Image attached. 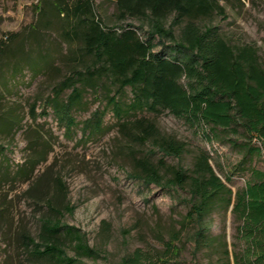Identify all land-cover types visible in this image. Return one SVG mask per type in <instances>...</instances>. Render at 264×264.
Instances as JSON below:
<instances>
[{
    "label": "trees",
    "instance_id": "16d2710c",
    "mask_svg": "<svg viewBox=\"0 0 264 264\" xmlns=\"http://www.w3.org/2000/svg\"><path fill=\"white\" fill-rule=\"evenodd\" d=\"M236 1L242 0H114L117 23L112 28L96 15L92 0H79L71 10L53 2V9L63 17L72 14L78 20L73 29L63 32L70 45V55L63 61L67 70L48 96L40 99L41 115L52 112L70 134L78 126L76 112L91 92L105 106L95 109L84 122L83 136L100 134L105 116L112 113L128 142L151 146L152 155L177 159L189 149L187 144L164 134L154 120L139 114L168 111L192 126L209 127L215 139H224L241 154L226 182L205 149L196 152L191 170L178 164L168 166L152 155L137 157L131 149L130 177L146 185L187 186L191 208L185 218L195 228L194 255L205 249L216 252L214 240L219 239L217 264H264V168L253 164L264 159V62L255 45L231 43L213 23L215 16H224L226 6ZM34 52L32 48L26 62ZM36 103L31 106L33 115ZM20 123L17 110L11 109L0 116V134L12 132ZM7 148L0 142L1 155ZM31 149V157L13 173L9 164L0 163V181L12 174L14 181L34 175L46 160V149ZM238 171H248V177L244 186L234 190L227 182ZM43 180L38 179L30 192L46 203L50 215L41 217L37 236L23 230L21 244L32 257L53 264H78V258L64 248L66 241L80 255L96 256L98 251L88 245L85 234L58 217L63 215L58 205L67 198L65 182L57 178V193L49 194L40 189ZM217 204L232 209L235 233L231 244L226 236L207 232V217ZM62 209L73 213L75 207L66 204ZM129 263L161 264L140 251Z\"/></svg>",
    "mask_w": 264,
    "mask_h": 264
},
{
    "label": "rangeland",
    "instance_id": "374dc122",
    "mask_svg": "<svg viewBox=\"0 0 264 264\" xmlns=\"http://www.w3.org/2000/svg\"><path fill=\"white\" fill-rule=\"evenodd\" d=\"M78 1L0 0V116L16 109L21 119L12 132L0 134V142L8 147L5 155L0 154V163L9 164L13 173L31 157V146L38 151L46 149V160L40 162L30 179L14 181L12 174L0 181V264H53L32 257L21 244V232L37 236L41 217L51 212L35 192H30L40 178H44L41 191L49 194L57 193V178L65 182L67 198L58 205L63 214L58 217L80 229L88 245L98 251L96 256H83L66 241L64 248L69 256L78 258V264H130L129 259L138 251L161 264H217L219 239L214 240L216 252L205 249L194 255L195 228L185 218L191 208L187 186L146 185L130 177L131 149L141 157L152 155L151 146L128 142L112 113L105 116L100 134L83 136L84 122L105 103L100 105L88 92L75 115L78 126L70 134L52 112L41 115L40 99L48 96L67 70L63 61L70 55V45L63 32L73 29L78 20L72 14L68 19L63 17L53 9V2L71 10ZM91 4L107 26L116 25L114 0H92ZM213 23L231 43L255 45L264 62V0L228 4L225 15L215 16ZM32 48L36 52L26 62ZM34 103L36 115L31 112ZM142 116L154 120L164 134L189 148L181 159L157 153L152 155L155 161L163 159L168 166L178 164L191 170L194 155L205 149L215 171L226 182V175L241 159L236 148L222 138L215 139L207 126H192L168 111L140 113ZM253 164L264 168V159H256ZM166 176L171 178L172 174L167 171ZM247 177L248 171H238L227 184L236 190L244 186ZM66 204L75 207L73 213L63 211ZM231 210L217 204L207 217V232L226 236L229 244L235 233Z\"/></svg>",
    "mask_w": 264,
    "mask_h": 264
}]
</instances>
